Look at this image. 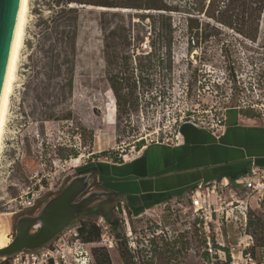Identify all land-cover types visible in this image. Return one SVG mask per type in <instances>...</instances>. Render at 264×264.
Returning a JSON list of instances; mask_svg holds the SVG:
<instances>
[{
	"label": "rangeland",
	"instance_id": "374dc122",
	"mask_svg": "<svg viewBox=\"0 0 264 264\" xmlns=\"http://www.w3.org/2000/svg\"><path fill=\"white\" fill-rule=\"evenodd\" d=\"M41 3V0L28 1L23 42L1 141L0 235L5 241L12 238L17 211L54 192L77 169L96 168L102 162L130 158L152 142L170 143L181 121L209 119L229 109L263 118L264 12L255 42L203 15L198 18L199 31L189 32L186 19L190 15L184 9L171 13L173 45L168 51L164 43L169 37L159 32L162 22L158 17L139 20L134 14L145 11L128 8H82L72 94L65 99L37 100L31 91H24V86L35 12ZM101 12L121 15L111 17ZM101 21L105 26H118L115 41L106 36ZM139 63L141 74L137 71ZM149 64H152L150 69L146 68ZM111 73L119 74L122 93L130 92L129 83L140 76L135 90L137 98L127 99L125 108L117 107L108 81ZM61 108L70 111V119L40 120L42 112ZM102 151L107 154L101 155ZM71 152L76 154L73 156ZM120 200L116 196L105 197L69 225L61 233L62 238L75 242L72 229L77 230L81 221L98 226L100 219H104L105 224L98 226V241L88 243V248L91 251L94 246L104 247L111 264H124L121 253L135 255L138 264L150 260L153 264L220 262L214 256L213 260L205 256L202 235L193 226L190 209H170L168 205L163 208L156 203L135 212L126 201L124 219L116 209ZM112 218L117 219L119 238L105 226ZM221 221L214 218L210 229L213 238L220 239L216 228ZM249 221L252 224L246 229L234 220L222 225L225 247H236L235 260L230 264H264V195L251 199ZM247 234L253 240L248 246L252 261L237 257L242 244L237 245L245 241ZM179 237L186 241L180 253ZM54 243L63 241L45 245ZM5 258H0V262ZM7 260L16 264L19 255L11 254Z\"/></svg>",
	"mask_w": 264,
	"mask_h": 264
},
{
	"label": "trees",
	"instance_id": "16d2710c",
	"mask_svg": "<svg viewBox=\"0 0 264 264\" xmlns=\"http://www.w3.org/2000/svg\"><path fill=\"white\" fill-rule=\"evenodd\" d=\"M42 3L36 9L34 20V31L30 40L31 50L28 53L29 64L26 67L27 78L24 91H31L37 100L42 98L54 97L56 99H65L71 96L73 90V80L75 73V62L77 54L76 40L80 28V15L82 8L102 7L105 9L128 8L145 13H136L135 17L139 20L152 19L158 17L161 20L159 32H164L169 38L164 43V48L171 50L173 42L170 38L172 34V26L169 22L171 13L178 11L187 12L186 28L189 32H198L199 16L203 15L216 22H219L249 41L255 42L259 33V21L264 12V0H41ZM47 11V12H45ZM192 11L193 13H191ZM152 12V13H150ZM102 15H110L116 17L120 13L101 12ZM196 15V16H194ZM129 23L132 22L130 15ZM102 30L107 37H111L113 41L118 36V26H105L104 22ZM164 23V24H163ZM133 24V23H131ZM125 29L122 27V30ZM194 42V40H192ZM109 53V50L106 51ZM111 52V51H110ZM114 51H112L113 53ZM140 74L143 72L142 65L139 63ZM146 68H152L149 64ZM133 78V74L130 76ZM137 80L129 83L130 92L122 93V83L119 81V74H110L108 81L114 92L118 109L122 106L125 108L126 100L134 101L137 97L135 90L139 84L140 76ZM246 115H254L253 113L241 111ZM71 113L68 109H58L56 111H44L40 115L41 121L49 120H68ZM76 153L71 152V155ZM101 155L105 156L107 151H102ZM122 159H117L121 161ZM129 203V202H128ZM137 212L143 207L150 206L155 203H148L134 206ZM110 230L115 238H119L117 231V219L108 220ZM252 221L248 222V226ZM77 235L87 243L96 242L99 239V228L95 223L81 221L77 226ZM80 238V237H79ZM202 238V237H201ZM179 237V253L185 248L186 241ZM176 242V240L174 241ZM165 243L164 245H166ZM172 244V243H169ZM203 244V238H202ZM163 245V246H164ZM174 246V244H172ZM92 260L94 264H111L108 252L104 247H93L91 249ZM172 252L169 254L171 256ZM205 256L207 254L205 252ZM124 264H138V259L133 254L121 253ZM229 257L225 262H217L218 264H227ZM180 263V261H179ZM0 264H10L6 258ZM145 264H153L152 260ZM166 264H168L166 262Z\"/></svg>",
	"mask_w": 264,
	"mask_h": 264
},
{
	"label": "crops",
	"instance_id": "0c3cea01",
	"mask_svg": "<svg viewBox=\"0 0 264 264\" xmlns=\"http://www.w3.org/2000/svg\"><path fill=\"white\" fill-rule=\"evenodd\" d=\"M264 167V122L236 109L226 112L219 136L189 122L179 125V142H152L136 155L96 165L103 187L139 206L167 200L186 201L199 182L234 179L251 163Z\"/></svg>",
	"mask_w": 264,
	"mask_h": 264
},
{
	"label": "built area",
	"instance_id": "2783aa9c",
	"mask_svg": "<svg viewBox=\"0 0 264 264\" xmlns=\"http://www.w3.org/2000/svg\"><path fill=\"white\" fill-rule=\"evenodd\" d=\"M262 120L264 122V116ZM225 121L226 111L213 115L209 119L196 122L181 121L177 125V134L174 140H171L169 144L174 145L179 142V125L182 122H189L197 127L209 130L215 136H219L225 128ZM263 195L264 167H259L252 162L244 173L232 180L221 177L218 180L199 182L187 191L185 202L167 200L162 202L161 206L164 208L168 205L171 206L170 209H190L193 226L202 235L203 247L207 256L212 260L214 256L220 262H225L228 256L229 262L227 264H230V261L235 260L236 247H225L222 225L234 220V223L239 222L240 226L246 229L249 203L254 197ZM171 201L172 203H170ZM126 204L125 200H120L116 205V209L122 213L124 219H126L128 208ZM214 218L216 221L222 220L216 228L220 231L217 234L220 239L213 238L211 234L210 229ZM104 224V219H100L98 226ZM72 235L75 242L69 243L68 240L62 238V244L42 245L35 249L16 252L15 254L19 255L16 264H93L88 243L78 237L76 229H72ZM240 244L242 246L237 250V257L244 261H252L253 256L248 251V246L253 244L252 236L247 234L245 241H240L237 246ZM72 245L74 246L73 251ZM210 264H213V262L211 261Z\"/></svg>",
	"mask_w": 264,
	"mask_h": 264
},
{
	"label": "water",
	"instance_id": "95a60500",
	"mask_svg": "<svg viewBox=\"0 0 264 264\" xmlns=\"http://www.w3.org/2000/svg\"><path fill=\"white\" fill-rule=\"evenodd\" d=\"M20 0H0V94L11 48L12 36ZM90 169L96 170L92 167ZM91 171L74 176L65 187L41 208V215L22 217L15 223V234L10 242L0 247V258L16 252L40 247L64 224L86 209L99 204L109 190L105 187L91 190L78 202L75 199L86 191L91 183ZM39 225L40 229L31 236L25 235L29 226Z\"/></svg>",
	"mask_w": 264,
	"mask_h": 264
},
{
	"label": "bare ground",
	"instance_id": "6f19581e",
	"mask_svg": "<svg viewBox=\"0 0 264 264\" xmlns=\"http://www.w3.org/2000/svg\"><path fill=\"white\" fill-rule=\"evenodd\" d=\"M28 1L29 0H20L19 3V8L12 36L11 48L8 56L7 67L0 94V149L6 116L9 107V97L12 92L13 84L16 78L17 61L19 57L20 48L23 42L26 13L28 10ZM9 242L10 241H5L0 235V247H4Z\"/></svg>",
	"mask_w": 264,
	"mask_h": 264
},
{
	"label": "flooded vegetation",
	"instance_id": "af4514ba",
	"mask_svg": "<svg viewBox=\"0 0 264 264\" xmlns=\"http://www.w3.org/2000/svg\"><path fill=\"white\" fill-rule=\"evenodd\" d=\"M92 168V167H90ZM89 167H85V168H80L77 169L75 173H73L72 176H70L68 178V180L66 182H64L63 184L60 185V187H58L54 192H50L48 193V195L44 196L42 199H37L35 200L33 203H31L28 207H25L23 209H19L17 211V215L14 219V223H13V227H12V234H15V223L17 222L18 219L22 218V217H28V216H37V215H41V208L42 206L49 200H51L52 198H54L67 184V182L69 181V179H71L74 176H79L81 174H84L86 172L91 171V183L89 188L84 191L83 193H81L74 202H78L86 193H88L91 190H96V189H101L103 188V185L101 184L100 180L97 178L96 175V170L94 169H90ZM115 196L114 193L112 192H108L105 197L107 196ZM98 205V204H97ZM96 207V206H95ZM92 207V208H95ZM91 208V209H92ZM88 209L82 211L81 213H79L76 217H74L70 222H68L67 224H64L55 234H53L48 240H46L45 242H43L42 245L48 244L51 241H58L60 239H62V235L61 233H63V231L71 224H73L74 222L78 221L79 219L82 218V215L84 214L85 211H87ZM79 226V225H78ZM40 229L39 225H35V226H29L26 228V232L25 235L26 236H31L34 235L38 230Z\"/></svg>",
	"mask_w": 264,
	"mask_h": 264
}]
</instances>
